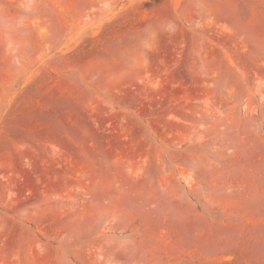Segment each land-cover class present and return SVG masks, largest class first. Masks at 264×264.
<instances>
[{"label": "rangeland", "instance_id": "374dc122", "mask_svg": "<svg viewBox=\"0 0 264 264\" xmlns=\"http://www.w3.org/2000/svg\"><path fill=\"white\" fill-rule=\"evenodd\" d=\"M0 264H264V0H0Z\"/></svg>", "mask_w": 264, "mask_h": 264}]
</instances>
